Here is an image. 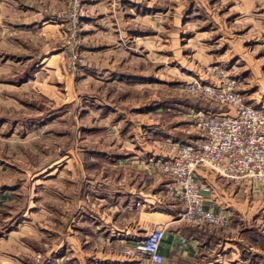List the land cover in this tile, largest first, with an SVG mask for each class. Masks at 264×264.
I'll use <instances>...</instances> for the list:
<instances>
[{"label":"rangeland","instance_id":"rangeland-1","mask_svg":"<svg viewBox=\"0 0 264 264\" xmlns=\"http://www.w3.org/2000/svg\"><path fill=\"white\" fill-rule=\"evenodd\" d=\"M138 1L142 7L128 6L124 19L129 38L98 41L103 47L95 71L81 33L85 19L77 25V42H65V0L55 13L62 68L48 61L47 69L22 83L24 74L12 64V0H0V161L8 168L1 177L12 182V223H21L15 240H23L12 251L26 264H95L107 249L95 243L96 233L84 225L89 217L75 209L74 197L93 193L89 181L101 195L128 182L141 187L154 173L167 177L154 164L170 157L153 159L154 168L123 162L139 151L151 156L166 133L178 137L184 130L199 138L192 122L214 104L185 90L191 78L208 81L207 69L223 67L239 81L244 100L264 108V0ZM136 30L139 37H133ZM116 70L128 76L113 80ZM239 187L227 200L209 201L232 216L246 213L239 217L237 246L264 264V180ZM24 204L29 211L23 221Z\"/></svg>","mask_w":264,"mask_h":264},{"label":"crops","instance_id":"crops-1","mask_svg":"<svg viewBox=\"0 0 264 264\" xmlns=\"http://www.w3.org/2000/svg\"><path fill=\"white\" fill-rule=\"evenodd\" d=\"M86 3L92 11L85 18L81 33H84V40L88 42L86 47L92 61L89 63L90 67L99 71L96 57L100 55L103 46L97 45L98 41L104 39L105 42L117 37L122 39L123 35L129 38L130 28L126 26L127 21L124 20L128 14L127 8L133 5L138 10L142 4L138 0H86ZM64 6L65 0H12V31L14 32L12 33V64L20 67L19 72L24 74L25 79L22 83L29 82V77H32L35 70L44 67L47 69L48 65L45 63L48 61L54 62L51 65L53 69L60 66L62 68V44L55 39L60 33L61 22L55 13ZM137 31L133 32V37H139L142 33ZM104 68L105 71H110L112 67L104 65ZM115 72L119 74L115 73V76L111 77L113 80L118 76H128V73H120L119 70ZM205 108L216 110L213 106ZM187 134L184 130L178 137L166 133L165 140L161 139L162 141L158 143L161 149L155 148L151 156L145 157L144 152L139 153L141 151L136 153L139 158L136 154L129 157L125 154L128 158L123 163L133 164L136 168H154V166L159 168L157 163L153 166V159L171 157L172 154L167 153V143L170 142V146H175L179 141L194 142L199 139ZM2 168L0 161V264H26V260H22L12 251L22 243L23 239L15 240V232L20 229L21 223H12V182L10 179L3 180L1 173L7 172L8 168ZM212 174L214 173L208 171L198 173L200 182L208 186V190L205 191L206 200L217 197L227 200V196L233 191L241 190V187L229 180L219 177L216 179ZM168 182L169 179L165 175L154 173L147 176L141 187L128 182L122 184L120 188L100 195L96 192L98 185L89 181L90 192L93 193L90 195L79 193L74 197L73 202L76 206L74 208L78 211L81 209V214L89 217V222L87 224L84 222V225L89 226L88 229L96 233L95 243L107 249L95 257V264H257L256 259L251 260V256L241 252L237 246L243 230L240 224L242 218L239 217H244L245 212L240 213L239 210V213H235L236 216H232L229 209L222 208L220 211L230 217L229 224L224 228L184 223L179 220L181 207L166 192ZM238 193L235 197L239 195ZM85 205L88 206L83 210ZM26 206L27 204L23 214H20L23 221L24 217L26 219L28 217L29 210ZM215 210L218 208L215 207ZM96 213H101L103 219ZM247 215L250 216V211ZM155 227L163 228L164 232L159 247L161 263H154L144 255L137 257L124 255L125 248L132 247L137 239ZM248 228L249 234L251 227ZM103 232L105 234H102Z\"/></svg>","mask_w":264,"mask_h":264},{"label":"built area","instance_id":"built-area-1","mask_svg":"<svg viewBox=\"0 0 264 264\" xmlns=\"http://www.w3.org/2000/svg\"><path fill=\"white\" fill-rule=\"evenodd\" d=\"M87 16L86 0H66V10L61 15L64 28L67 25L65 42H77V25ZM206 72L210 74L208 81L191 78L185 90L212 102L216 110L198 112L191 126L199 139L176 142L171 157L158 160L157 166L169 178L167 192L181 203L179 220L194 226L224 228L230 217L206 200L208 186L200 182L198 173L211 171L238 186L264 180V108L248 104L238 92L239 81L223 67L214 66ZM163 233L161 227L152 228L132 247L125 248L124 255H144L161 263Z\"/></svg>","mask_w":264,"mask_h":264}]
</instances>
